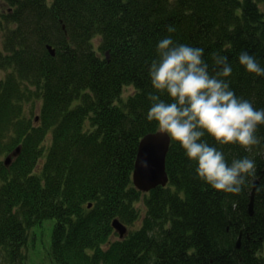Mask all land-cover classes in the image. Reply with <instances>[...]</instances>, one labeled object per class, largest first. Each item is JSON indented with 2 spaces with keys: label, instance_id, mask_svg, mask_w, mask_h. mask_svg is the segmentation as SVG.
I'll return each instance as SVG.
<instances>
[{
  "label": "trees",
  "instance_id": "16d2710c",
  "mask_svg": "<svg viewBox=\"0 0 264 264\" xmlns=\"http://www.w3.org/2000/svg\"><path fill=\"white\" fill-rule=\"evenodd\" d=\"M165 37L204 49L213 76V54L226 56L231 90L264 109V76L238 59L247 52L264 67V0H0V264H26L48 220L53 264H264L262 130L251 152L202 138L229 164L255 161L240 194L200 180L173 140L167 185L133 186L138 143L159 131L147 119L158 94L149 69Z\"/></svg>",
  "mask_w": 264,
  "mask_h": 264
},
{
  "label": "clouds",
  "instance_id": "9594fccd",
  "mask_svg": "<svg viewBox=\"0 0 264 264\" xmlns=\"http://www.w3.org/2000/svg\"><path fill=\"white\" fill-rule=\"evenodd\" d=\"M169 33L175 28L169 26ZM158 59L153 60L149 75L158 94H149L152 102L147 113L162 134L179 143L187 158L197 164L198 178L218 192L240 194L255 174V161L248 157L229 164L222 151L202 139L205 134L219 145L238 144L251 152L259 146L256 133L264 125V109L238 98L224 79L232 74L228 58L213 54L216 75H210L202 59L204 49L175 44L165 37L157 44ZM239 63L248 73L264 76V67L247 52ZM166 94L170 101L161 96Z\"/></svg>",
  "mask_w": 264,
  "mask_h": 264
},
{
  "label": "water",
  "instance_id": "95a60500",
  "mask_svg": "<svg viewBox=\"0 0 264 264\" xmlns=\"http://www.w3.org/2000/svg\"><path fill=\"white\" fill-rule=\"evenodd\" d=\"M50 50L51 56L53 51ZM158 133V132H157ZM170 137L167 134H153L148 135L140 142L137 160L135 163L132 182L134 186L140 190L147 191L156 186L165 187L168 183L164 165L166 155L170 146ZM19 149L9 155L5 163L9 164L12 157H15ZM258 181L253 185V192L251 194V201L249 205V214H253L254 196ZM91 205H89V208ZM112 228L118 233L119 237L123 239L127 235V228L118 220L112 222ZM240 246V238L237 243V248Z\"/></svg>",
  "mask_w": 264,
  "mask_h": 264
},
{
  "label": "rangeland",
  "instance_id": "374dc122",
  "mask_svg": "<svg viewBox=\"0 0 264 264\" xmlns=\"http://www.w3.org/2000/svg\"><path fill=\"white\" fill-rule=\"evenodd\" d=\"M4 159L5 158L3 157L1 161H4ZM53 225L54 221L48 220L45 221L39 228L34 230V234L31 235V239L28 241L26 264H53L48 255ZM262 254L264 255V242Z\"/></svg>",
  "mask_w": 264,
  "mask_h": 264
},
{
  "label": "bare ground",
  "instance_id": "6f19581e",
  "mask_svg": "<svg viewBox=\"0 0 264 264\" xmlns=\"http://www.w3.org/2000/svg\"><path fill=\"white\" fill-rule=\"evenodd\" d=\"M50 48H51V47H50ZM51 49H52V48H51ZM52 51H53L52 57H54V56H55V51H54L53 49H52ZM258 130H259V131L262 130L261 133H262V135L264 136V125H258ZM159 133H161V132H160V131H159L158 133L155 132V134H159ZM153 134H154V133H153ZM153 134H152V133H148V134H146L145 136H143V137L140 139V141H139V143H138V147H137V152H136L135 162H134V166H133V171H134L135 163H136V160H137V155H138V151H139V145H140V142H141L143 139H145L146 136H148V135H153ZM262 148L264 149V145H263ZM164 170H165L166 176L168 177V175H167V170H166V159H165ZM133 171H132V176H133ZM255 181H258V183H259V180H258V179H255V180L253 181V183H252L251 194H252V192H253V185H254ZM258 183H257V185H258ZM133 186H134V184H133ZM157 187H161V186H156V187L151 188V189H149V190H147V191H143V190H140V189H138V188H136V187L134 186V188H135L136 190L141 191V192H150V191L156 189ZM256 190H257V187H256ZM256 190H255V193H256ZM251 194H250V201H251ZM254 200H255V196H254ZM250 201H249V204H248V211H249ZM254 202H255V201H254ZM253 212H254V207H253ZM249 215H250V214H249ZM115 220H117V219H115ZM113 221H114V220H113ZM113 221H112V222H113ZM241 237H242V233H241L240 236L238 237L237 242H236V245H237V243H238L239 238H240V243H241Z\"/></svg>",
  "mask_w": 264,
  "mask_h": 264
}]
</instances>
